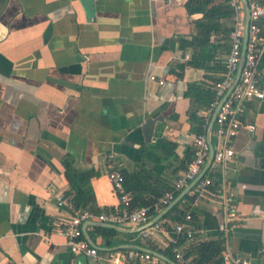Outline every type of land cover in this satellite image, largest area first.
Listing matches in <instances>:
<instances>
[{
	"label": "crops",
	"instance_id": "crops-1",
	"mask_svg": "<svg viewBox=\"0 0 264 264\" xmlns=\"http://www.w3.org/2000/svg\"><path fill=\"white\" fill-rule=\"evenodd\" d=\"M185 1L0 0V264H77L79 255L57 232L69 212L57 205L55 194L71 202L62 159L93 173L91 200L85 204L93 214L122 208L107 178L109 155L119 169L135 170L141 146L162 137L175 144V155L168 157L160 179L171 185L185 168L177 165L193 151L186 110L194 103L184 90L188 82L215 74L190 65L182 67L179 78L171 72L190 57L191 48L181 47L179 40L195 32L193 22L201 16L187 12ZM260 26L257 47L262 51L264 19ZM209 38L213 58L223 62L228 50L223 26ZM259 68L258 84L264 89V59ZM196 113L208 117L206 130L213 111ZM240 119L254 129H240L228 139L232 161L214 169L218 183L190 205L196 211L193 227L201 232L191 239L179 235V245L183 249L214 232L222 234L218 225L232 211L224 244L250 264H264V100L246 101ZM218 140L211 137L213 145ZM181 199L168 210L177 205L178 212ZM165 213L161 218L167 223L149 237H142L135 224H115L117 230L82 221V236L98 252L95 258L84 255L86 264H111L105 256L117 245L163 254L177 223ZM126 249L134 248L116 250Z\"/></svg>",
	"mask_w": 264,
	"mask_h": 264
},
{
	"label": "built area",
	"instance_id": "built-area-1",
	"mask_svg": "<svg viewBox=\"0 0 264 264\" xmlns=\"http://www.w3.org/2000/svg\"><path fill=\"white\" fill-rule=\"evenodd\" d=\"M231 8L230 30L228 32V50L223 61L224 69L218 80L211 82L214 90L213 99L210 103L209 112L213 111L219 99L226 93L225 97L220 101L215 112V118L210 131V140L212 136L222 138L213 145V156L209 168L211 170L217 167H224L230 163L234 156L233 149L227 145L230 137L234 136L240 129H245L252 132L254 125L252 123H243L240 115L244 109L246 101L256 98L264 100V89L258 84L260 68L258 60L260 49L257 45L261 41V26L260 20L264 19V0H246L248 9L247 35L243 55L242 66L237 78V81L230 87L234 80L236 68L241 57L242 35L244 28V3L243 0H225ZM148 78L156 79L154 74H148ZM159 84L163 80L158 78ZM191 145L193 148V156L186 163L182 172L174 179L171 191H165L153 203L152 209L157 212L160 208L166 206L174 196V192L183 189L196 175L200 172L202 166L208 157V142L206 130L202 134L192 137ZM107 178L110 181L113 192L117 195L122 208L108 213L93 214L88 210L76 209L69 201H65L64 197L56 193V203L58 206H65L68 210V215L65 216L58 226L57 232L62 235L71 253L75 255H86L91 258L98 256L96 249L89 245L86 239L82 236L80 225L84 220H95L98 222L119 224L130 223L135 225L143 224L148 218V206H132L131 196L124 190L122 173L118 165L112 160L111 155L106 158ZM211 185L210 179L207 177L200 178L189 190V195L199 196L206 191ZM197 199L194 200L196 204ZM229 199L226 195L223 197V205L228 206ZM235 214L228 211L224 216V221L219 223L218 230L222 234L227 233L226 222L234 218ZM190 214L186 212L182 222L174 223L171 226V233L167 246L173 257V261L178 264L183 262V251L177 242L179 235H184L186 238H194L201 230L194 228L190 224ZM167 223L165 219H158L150 226L140 230L142 237H149L157 231H161ZM137 260L145 264H166L157 256L143 252L138 249L115 250L107 253L105 261L111 264H122L125 261ZM222 261L224 264H250L247 259L231 253L226 244L222 253Z\"/></svg>",
	"mask_w": 264,
	"mask_h": 264
},
{
	"label": "trees",
	"instance_id": "trees-1",
	"mask_svg": "<svg viewBox=\"0 0 264 264\" xmlns=\"http://www.w3.org/2000/svg\"><path fill=\"white\" fill-rule=\"evenodd\" d=\"M184 6L189 13L200 12L199 19L194 20L195 32L189 38H180L179 45L181 47L189 46L191 54L188 59L176 63L177 68L171 70L172 74L179 78L181 77L182 67L190 65L195 67H202L206 71H211L215 74L209 75L208 80L199 82H188L184 90V95L189 96L194 106H189L186 110L187 120L190 124L189 130L194 135L204 133L207 118L197 115L198 109H208L213 99L214 82L220 78V73L224 69L223 62H218L213 58L212 47L210 44V34L219 26H223L225 33L230 30L231 8L225 0H186ZM219 17L224 20L219 21ZM227 24H224V23ZM260 23V22H259ZM264 59V49L260 52L258 66ZM213 61V62H211ZM175 144L167 141L162 137H157L154 144H143L141 146L142 159L137 165V168L132 171L120 169L123 178V187L131 196L132 206H148V216L154 215L153 203L165 191H171L172 184H164L160 179V174L167 166V159L169 156L175 155ZM188 149H186L187 151ZM192 149L188 150L184 160H181L177 165L178 169L185 167L186 163L192 158ZM185 162V163H184ZM64 168V177L68 184L66 191L70 195V201L76 209L85 210V204L91 200V192L89 190V178L93 175L90 170L78 171L73 168L67 159H62ZM210 179L213 184L218 183V173L210 168L204 175V178ZM157 190H154V189ZM178 194L174 192L173 198ZM194 196L185 194L181 201L177 204L182 205L178 212H175L177 205L168 210L164 217H167L174 222H180L183 219L186 210H189L190 224L196 226V211L190 208ZM91 212V210L87 209ZM99 230L112 234V229L99 228ZM183 239L179 236L178 244ZM183 262L181 264H224L222 261V253L224 251V238L220 232L212 233L208 239H198L188 243L183 249ZM164 255L173 259L169 251V246L161 251Z\"/></svg>",
	"mask_w": 264,
	"mask_h": 264
},
{
	"label": "water",
	"instance_id": "water-1",
	"mask_svg": "<svg viewBox=\"0 0 264 264\" xmlns=\"http://www.w3.org/2000/svg\"><path fill=\"white\" fill-rule=\"evenodd\" d=\"M244 3V12H245V16H244V28H243V35H242V47H241V57L239 59L237 68H236V72L234 75V80L231 83L230 87L233 86V84L237 81L241 66H242V62H243V55H244V49H245V43H246V35H247V22H248V9H247V5H246V0H243ZM228 92V90L226 91V93ZM226 93L219 99V101L217 102L214 110H213V114L208 122L207 128H206V135H207V142H208V157L207 160L205 161L204 165L202 166L200 172L196 175V177L189 182L188 185H186L181 192L170 202L169 205H166V207L164 209H162L161 212H159L151 221L146 222L144 224H140L138 226L137 230H141L147 226H150L152 223H154L155 221H157L158 219H160L162 217V215L172 206L174 205L179 199H181L183 197V195L200 179L203 177L204 173L206 172V170L208 169V167L210 166V163L212 161V156H213V144L210 140V131L212 130V126H213V122H214V118H215V112L218 108V105L220 103V101L225 97ZM149 123H151V121H148ZM99 226L102 227H110V228H114V229H120V227L116 226L115 224L112 223H105V222H98L95 223ZM125 248H134V249H138L141 250L143 252H149L155 256H157L158 258H160L161 260H163L166 264H178L175 261H173L172 259L166 257L165 255L158 253L157 251H153L147 248H143V247H138V246H133L130 247V245H117L115 247H113V250L116 249H125ZM76 263L77 264H86L85 261V256L84 255H79L76 259Z\"/></svg>",
	"mask_w": 264,
	"mask_h": 264
}]
</instances>
